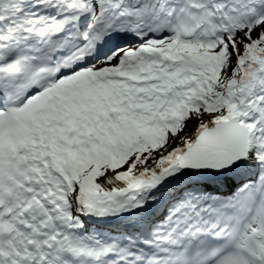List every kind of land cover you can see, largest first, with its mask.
Instances as JSON below:
<instances>
[{
    "label": "snow or ice",
    "instance_id": "1",
    "mask_svg": "<svg viewBox=\"0 0 264 264\" xmlns=\"http://www.w3.org/2000/svg\"><path fill=\"white\" fill-rule=\"evenodd\" d=\"M0 264H264V0H0Z\"/></svg>",
    "mask_w": 264,
    "mask_h": 264
}]
</instances>
